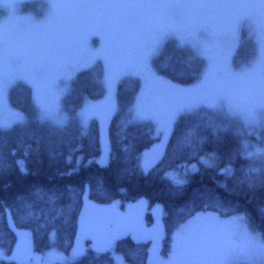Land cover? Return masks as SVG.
Listing matches in <instances>:
<instances>
[{
  "label": "rangeland",
  "instance_id": "374dc122",
  "mask_svg": "<svg viewBox=\"0 0 264 264\" xmlns=\"http://www.w3.org/2000/svg\"><path fill=\"white\" fill-rule=\"evenodd\" d=\"M80 2L0 0V36L4 37L3 46L15 57L11 64L6 62L0 68L1 128L27 120V115L8 99L9 89L17 81L30 86L40 121L65 125L69 114L62 99L69 93L73 77L81 69L97 66L101 69L104 95L100 100L88 99L76 110L75 117L83 131H87L93 117L100 121L102 150L93 159L98 164L104 165L109 159L107 125L116 105L118 84L127 75L137 76L140 80L134 118L151 121L158 137L156 144L141 156L142 171L147 172L163 154L176 118L199 107L211 116L220 113L228 120L236 121L243 154L264 158V114L258 111L254 119L247 115L253 93L264 76V44L261 42L264 17L259 12L170 9L146 20L125 21L122 38L116 42L111 34H106L105 28L86 17L82 9L74 7ZM158 32L164 33L162 41L145 66L140 60V44ZM172 39L178 43L169 42ZM244 39L254 44L244 52L254 49V55L246 59L235 58ZM179 45H190L205 58L200 77L191 84H178L154 67V60L165 58L169 48ZM118 46L121 54L117 53ZM213 157V154H206L202 161L210 164ZM197 169V163H187L166 170L165 176L173 183L182 184L187 173ZM164 213L161 203L151 204L145 197L130 201L115 199L109 203L87 199L80 233L69 252L59 249L56 244L37 252L31 231L15 228L19 238L18 261L51 264L72 260L92 245L98 250L110 251L119 264H136L127 262L115 249L117 239L130 235L148 240L147 262L150 264H157V261L187 264V253L193 247L202 252L203 264H248L245 253L252 243L249 238L264 240L246 219L243 228L234 222L235 217L243 213L222 216L206 210L181 223L164 245ZM178 234L185 238L183 246L178 242ZM12 256L0 247V258L11 259Z\"/></svg>",
  "mask_w": 264,
  "mask_h": 264
},
{
  "label": "trees",
  "instance_id": "16d2710c",
  "mask_svg": "<svg viewBox=\"0 0 264 264\" xmlns=\"http://www.w3.org/2000/svg\"><path fill=\"white\" fill-rule=\"evenodd\" d=\"M173 40L177 42H169L175 43ZM251 45V40L244 39L235 58L253 56L254 49L244 52ZM153 63L160 74L187 85L198 80L205 58L190 45H179L169 48L165 58ZM100 70L97 66L84 68L73 77L71 89L62 99L69 114L63 126L37 118L29 85L17 81L10 87V103L22 110L27 120L0 127V247L13 255L11 259L0 258V264H35L18 261L19 238L15 228L31 231L37 252L53 244L69 252L80 233L87 199L109 203L145 197L151 204L161 203L165 210L164 245L181 223L206 210L222 216L243 213L249 225L264 238V218L258 212L264 206V189L258 184L264 158L243 154L241 136L236 132L238 123L220 113L213 118L200 107L181 113L163 154L144 172L141 156L156 144L158 137L151 121L135 120L140 80L127 75L118 84L116 105L107 125L108 162L100 165L93 160L102 150L100 121L93 117L87 131H83L75 112L88 99L103 97L105 87ZM206 154L214 155L212 163L202 161ZM187 163H197L198 169L187 173L184 183L176 184L166 178V170ZM242 179L244 184L240 183ZM247 180L256 182L254 191L248 190ZM37 186L52 190L57 196L34 197L31 192ZM147 217L150 220L151 214ZM115 249L129 263L150 264L148 240L121 236ZM51 264L119 263L110 251L88 245L77 258Z\"/></svg>",
  "mask_w": 264,
  "mask_h": 264
},
{
  "label": "snow or ice",
  "instance_id": "6c2138e0",
  "mask_svg": "<svg viewBox=\"0 0 264 264\" xmlns=\"http://www.w3.org/2000/svg\"><path fill=\"white\" fill-rule=\"evenodd\" d=\"M82 9L86 17H90L94 22L100 24L107 30L106 34H111L113 41L119 42L125 27V21L134 19L146 20L158 13L170 9L185 10H208V9H248L259 12L264 17V0H81L74 5ZM164 33L158 32L150 40L142 41L140 44V60L145 66L147 61L162 41ZM4 37L0 36V68L7 62L11 64L15 57L5 48ZM264 44V35L261 37ZM117 53L121 54V47H117ZM167 70V69H161ZM2 87V85H0ZM264 114V76L260 78V83L253 93V103L248 109V118L254 119L257 112ZM207 163V161H204ZM246 179V178H245ZM241 184L245 180L240 181ZM259 187L264 189V171L261 172ZM248 190L254 191L256 182L247 180ZM31 195L40 197L51 195L53 198L57 193L52 190H45L37 186L34 187ZM261 218H264V206L258 209ZM245 216L235 217L234 222L243 228ZM178 242L181 246L185 243L183 235L178 234ZM252 243L246 250L248 264H264V240L249 238ZM202 252L198 248H191L187 253V264H203L201 259ZM157 264H165L163 261H157Z\"/></svg>",
  "mask_w": 264,
  "mask_h": 264
}]
</instances>
